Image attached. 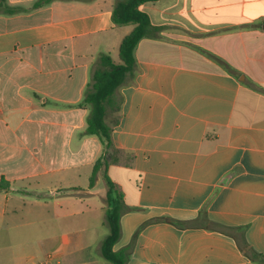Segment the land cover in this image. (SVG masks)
<instances>
[{
  "label": "crops",
  "instance_id": "1",
  "mask_svg": "<svg viewBox=\"0 0 264 264\" xmlns=\"http://www.w3.org/2000/svg\"><path fill=\"white\" fill-rule=\"evenodd\" d=\"M115 5L0 0V264H100L93 232L99 215L109 225L106 176L121 202L114 249L136 236L127 264H264V0L140 5L160 30L136 46L108 165L92 182L105 148L86 133L82 100L100 56L120 63L134 28L114 21ZM129 167L138 181L124 190L115 169ZM204 208L243 227L263 259L201 224H146L195 220Z\"/></svg>",
  "mask_w": 264,
  "mask_h": 264
},
{
  "label": "trees",
  "instance_id": "2",
  "mask_svg": "<svg viewBox=\"0 0 264 264\" xmlns=\"http://www.w3.org/2000/svg\"><path fill=\"white\" fill-rule=\"evenodd\" d=\"M51 1V0H49ZM157 0H116L113 10V19L117 24H133V30L122 40L119 48L120 63L116 64L108 54H102L99 58V66L94 71L90 82L87 85L82 104L89 108L90 113L87 119L86 133L97 135L104 144L105 153L96 161L93 180L97 171L104 164L108 165L107 153L113 146L112 131L113 126L118 123L117 113L121 108L122 96L118 93L120 87L133 82L137 72V59L135 49L140 40L144 37L156 35L160 27L154 26L147 12L140 9V5ZM221 61V60H220ZM228 70L232 69L221 61ZM111 116L110 122L107 120ZM108 189V199L110 210L108 214L110 232L103 240L102 255L112 264H127L129 255L133 250L135 237L127 246L115 250L114 246L121 237L120 223V194L115 183L106 176ZM170 220L181 227L194 225H204L209 228L220 230L232 235L238 241L242 250L254 259H263L246 242L243 227H232L208 218L206 209H202L200 216L195 220L182 221L166 217L153 218L146 222Z\"/></svg>",
  "mask_w": 264,
  "mask_h": 264
},
{
  "label": "rangeland",
  "instance_id": "3",
  "mask_svg": "<svg viewBox=\"0 0 264 264\" xmlns=\"http://www.w3.org/2000/svg\"><path fill=\"white\" fill-rule=\"evenodd\" d=\"M117 59L119 61V56L117 57ZM103 153H104V149L101 151L100 157L103 155ZM115 171H117L119 173V182H120V184L122 186L121 189H124V190L132 189L135 186L136 182L138 181L137 180L138 179L137 175L131 170L130 167L129 168H123V169H115ZM111 176L113 177V171H112ZM102 219H103L102 215H99L96 218L95 225H97V228L95 226V232H93V235L96 237L95 247H94V249H95V256L100 261V264H112L110 261H108L100 253V250H101V247H102L101 244H103L102 239L104 240L105 237H106V235H108V233L110 232V229H109V225L108 224L107 225L105 224L104 226H103V224H101L100 221ZM134 237H135V241H136V236H134ZM135 243H134V245H135Z\"/></svg>",
  "mask_w": 264,
  "mask_h": 264
}]
</instances>
